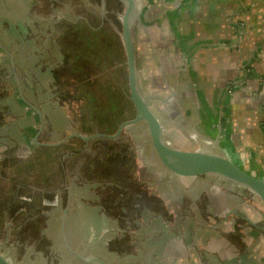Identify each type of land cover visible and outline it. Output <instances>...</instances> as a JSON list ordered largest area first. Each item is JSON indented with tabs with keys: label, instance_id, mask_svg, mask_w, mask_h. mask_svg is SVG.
I'll use <instances>...</instances> for the list:
<instances>
[{
	"label": "crops",
	"instance_id": "1",
	"mask_svg": "<svg viewBox=\"0 0 264 264\" xmlns=\"http://www.w3.org/2000/svg\"><path fill=\"white\" fill-rule=\"evenodd\" d=\"M5 1L10 3L2 10L4 16H12L14 22L8 20L11 25H3L4 35L0 31V45L6 47L4 44L8 43L9 50L15 54H11V61L4 55L0 56V97L3 99L0 105V160L20 158L21 153L24 155L34 147L58 145L74 137L71 135L80 134L66 104L57 98L55 87L47 84L50 87L47 89L49 94L42 90L38 94L46 95L44 104L49 111V119L53 116L56 118L51 111L53 107L62 112L58 120H67L57 127L56 133L53 127L48 125L44 128L43 125L31 140L27 138L32 126L26 124L31 121L25 122V117L31 116L38 120L39 109L44 105L40 106V102L30 94L27 97L29 105L26 100L22 101L18 96L22 88L18 84L23 81L26 84L24 88L36 89L37 85L38 88H44V84L39 82L53 80L51 69L55 65L32 69L34 65H39L29 49L37 52L38 44L34 49L29 34L39 33V41L43 36L41 34L48 32L40 26L38 19L31 18L34 12L39 13L35 6L32 7L35 0ZM130 1L138 10L144 35L142 41L147 48L143 61L149 67L143 70L141 66L144 83L159 98L164 99L161 102L165 106L166 120L178 135L172 143L179 148H201L210 154L223 156L245 170L247 175L264 182V0ZM169 18L174 24H170L171 28L166 26ZM5 20L7 22V18ZM149 26L154 28L152 38L147 33ZM174 31L180 33L181 37H174ZM164 32L172 35L166 36ZM189 33L198 37L211 35L217 39L216 44L208 52L202 51L198 56L186 58L193 54L196 47L191 45V37L187 35ZM60 60L59 55L57 65ZM187 65L182 81V69ZM223 90H226L224 95L227 96L219 100ZM169 97L172 98L171 102L167 101ZM223 99H228L226 104ZM225 146L226 151L223 149ZM177 177L180 181L185 177L187 179L183 175ZM205 203L203 207L211 209L217 217L213 203ZM180 222L183 224L182 219ZM243 223L239 222L237 225L240 224L242 228L234 229L231 233L220 232L228 246L234 249L239 250L240 245L231 242L229 235L236 232L239 236H245L248 230L242 226ZM182 238L180 235L177 239ZM257 238L263 242L262 246L255 249L264 257V236ZM210 239L208 235L191 234L189 239H182L185 244L177 240L170 244L174 250H165L171 251V258L175 259L176 264H188L187 256L191 249L196 253L198 246L202 247L201 252L208 251L212 257L214 251L222 252L224 264H257L258 255H254V258L238 255L227 259L224 246H218L220 240ZM158 243L164 250V242ZM211 244L210 249L208 246ZM162 249L158 253L147 251L148 262L155 264V258L164 259ZM201 252L199 255L190 254L188 258L196 264H214L211 260L203 263Z\"/></svg>",
	"mask_w": 264,
	"mask_h": 264
},
{
	"label": "rangeland",
	"instance_id": "2",
	"mask_svg": "<svg viewBox=\"0 0 264 264\" xmlns=\"http://www.w3.org/2000/svg\"><path fill=\"white\" fill-rule=\"evenodd\" d=\"M9 1L0 0V27L1 35H4L3 25H11L14 22L13 17L4 16L3 8L9 6ZM105 0H35L32 5L39 10L33 13L31 18L38 19L40 21V26L48 30V32H41L42 38H39V33L29 34L32 38V46L34 49L37 47V52H34L31 48L30 52H33L34 61L37 65L33 68L48 67L56 64V60L59 57L58 35L55 32L54 26L61 19L76 20L85 16V14H95L110 25L113 26L115 31L119 34L120 38L122 36V25L125 16L126 6L119 5L118 7H111L108 9L106 7ZM67 13V14H66ZM67 16L63 18V16ZM7 18V22L6 19ZM170 24L174 26L172 19L167 20V27ZM190 25V24H189ZM142 22L139 17L134 23L135 31L134 35V45L136 51L137 60V80L139 84V90L142 95L145 96L151 103V108L155 109L161 119L162 123V134L166 142H168L173 147L179 148V146L172 143L177 140V131L168 123L166 120V113L164 112L165 106L161 102L159 96L146 85L143 73L141 72V66L143 70L148 68L144 62L146 56L144 35H142ZM190 27V26H189ZM148 36L152 38L154 33L151 26L147 27ZM156 29V28H155ZM162 29H166L163 27ZM164 35H172L170 32H164ZM191 37L192 46L195 45L194 52L190 56H198L202 51L208 52V50L213 48L216 44L217 39L213 36L198 37L197 35L187 34ZM181 37V34L174 31V37ZM19 40V38H17ZM151 40V39H150ZM122 41V39H121ZM0 45V56H6L8 60L11 61V54L13 53L9 50L8 43ZM49 51V52H48ZM36 53V54H35ZM15 56V55H14ZM17 58V57H16ZM15 58V59H16ZM189 61V60H188ZM140 62V63H139ZM55 63V64H54ZM188 63V62H187ZM141 64V65H140ZM14 67V65H13ZM188 67L184 66L182 69L181 77L182 81L185 76V70ZM181 81V83H182ZM148 82V81H147ZM44 84V88H24L25 82L20 81L21 92L18 93L19 98L26 102L27 97L33 96V99H37L44 107L39 109V118L35 120L31 116L25 117V122L30 120L32 130L28 132L27 138L30 140L35 136L39 129L47 128L49 125L53 127V132L56 133L57 127L63 124L67 119L58 120L62 112L59 109H54L52 107V113L56 118L49 119V111L44 104L46 95L41 93L49 94L50 84L49 80L39 82ZM38 83V84H39ZM47 86V87H46ZM46 88V90H45ZM38 89V90H37ZM30 91V93L28 92ZM37 91V93H36ZM32 92V95H31ZM53 92V91H51ZM224 99L227 95H224L226 90H223ZM38 96V97H37ZM24 99V100H23ZM224 104L227 103L228 99L224 100ZM164 100V99H163ZM3 99L0 97V105ZM167 101L171 102L172 98H167ZM38 102V103H39ZM169 103H167L168 105ZM64 118V117H63ZM167 121V122H165ZM133 127H126L125 133L132 134L134 136L135 144L140 148L142 152V163L140 169V178L142 180H147L150 188L156 192L157 195L163 197L167 196L171 201L166 202L169 211L173 214L175 218V224L170 227L168 224H161L157 219L152 218L153 215L145 213L142 219L137 222V227L132 228L128 223L120 225L114 219L108 218L101 211L100 204L97 200L96 185L83 181L81 184L76 183L74 178H69L67 176V183L64 187L57 189L54 199L51 203H48L47 198H42V202L45 206L44 209V228L41 231L43 238H39L34 242H19L15 238V226L12 221H6L4 226V236L0 239V256L5 259L8 264H152L149 263L147 257L149 252L158 253L160 248L158 242H164V250L162 256L164 259L155 258V264H176L175 259L171 258V251L165 250L169 248L171 250L173 245L171 243L177 240L189 239L191 234L195 236L208 235L210 240H220L218 241V246H224L226 251L227 259L240 257H250L254 258V255H258L257 264H264V257L261 252L255 249L258 246H262L261 239L259 237L264 236V207L261 202L247 189L233 184L226 179L220 178L215 175H194L187 176V179H180L164 167L160 163L157 154L151 146L150 135L148 133L145 123L141 121L135 123ZM167 126L168 128L164 127ZM79 133V132H78ZM182 150H191L197 152H206L201 148H180ZM226 151V146L223 147ZM21 156H26L29 154ZM209 153V152H206ZM231 161V160H230ZM240 169V168H239ZM244 173L245 170L240 169ZM182 176V175H178ZM184 177V176H183ZM186 180V181H184ZM38 185H33V191L41 190ZM44 192H41V194ZM208 205L213 203L217 217L211 209L204 208V202ZM175 202V203H174ZM205 203V204H206ZM183 204V206H181ZM219 207V208H217ZM183 220V224L181 221ZM216 219L218 221L216 222ZM34 220V219H33ZM239 222H244L242 226H245L248 233L245 236H235L236 244L240 245V249H234L232 246H228L224 238H222L223 233L233 232L234 229H240L241 226L237 225ZM22 224V223H21ZM196 227V228H195ZM186 228V229H185ZM233 234V233H232ZM183 236L182 239H177ZM120 240L123 248L127 251L124 254H120L111 251L108 248V243L111 241ZM182 240V241H183ZM149 242V243H148ZM224 242V244H223ZM184 243V241H183ZM235 243V242H234ZM185 244V243H184ZM162 245V244H161ZM256 245V246H255ZM211 245L208 248L211 249ZM194 248V247H193ZM243 248V249H242ZM217 249V248H214ZM197 252L191 249L190 254H197L202 251V247L198 246ZM250 251V252H249ZM167 252V254L165 253ZM201 260L206 263V260L214 261V264H224L225 259L222 256L223 253L218 251L212 254L214 257L209 256L208 251L201 252ZM222 254V255H221ZM253 254V255H252ZM187 256L188 264H196L193 259H189ZM248 257V258H249ZM209 264V262H208ZM249 264V263H248Z\"/></svg>",
	"mask_w": 264,
	"mask_h": 264
},
{
	"label": "trees",
	"instance_id": "3",
	"mask_svg": "<svg viewBox=\"0 0 264 264\" xmlns=\"http://www.w3.org/2000/svg\"><path fill=\"white\" fill-rule=\"evenodd\" d=\"M105 1L108 9L121 5L117 0ZM54 29L61 60L51 69L50 84L66 104L80 134L104 136L88 140L73 137L58 145L34 147L20 158L0 160V239L9 220L15 226L17 241L43 238L42 198L51 203L57 189L67 183V176L78 184L94 183L101 211L120 225L128 223L136 228L149 213L161 224L173 227L176 220L166 203L171 200L157 195L148 181L140 178L142 152L134 136L125 133L126 127L136 124L123 127L115 137L105 136L113 135L136 114L129 98L126 56L119 34L92 13L75 21L61 19ZM154 113L161 119L155 109ZM33 185L41 190L33 191ZM237 235H229L230 241L236 243ZM115 241L109 242L108 248L126 253L120 240Z\"/></svg>",
	"mask_w": 264,
	"mask_h": 264
},
{
	"label": "water",
	"instance_id": "4",
	"mask_svg": "<svg viewBox=\"0 0 264 264\" xmlns=\"http://www.w3.org/2000/svg\"><path fill=\"white\" fill-rule=\"evenodd\" d=\"M126 6L124 21L122 25V44L126 56L128 83L130 90V100L132 101L136 114L131 120L125 121L119 125L113 135H105L106 137L117 136L123 127L143 121L150 135L151 146L158 156L161 164L175 174L183 176L206 175L211 174L227 181L239 185L251 192L264 207V182L251 177L241 171L229 159L210 153H202L191 150H182L173 147L165 141L162 134V123L158 116L151 108V103L142 95L139 90L137 80V58L134 45V23L138 19V10L130 0H118ZM74 137L88 140L102 134L84 135L74 134ZM70 136V137H71ZM0 264H8L3 257L0 256Z\"/></svg>",
	"mask_w": 264,
	"mask_h": 264
},
{
	"label": "built area",
	"instance_id": "5",
	"mask_svg": "<svg viewBox=\"0 0 264 264\" xmlns=\"http://www.w3.org/2000/svg\"><path fill=\"white\" fill-rule=\"evenodd\" d=\"M262 123H263V121H262Z\"/></svg>",
	"mask_w": 264,
	"mask_h": 264
}]
</instances>
